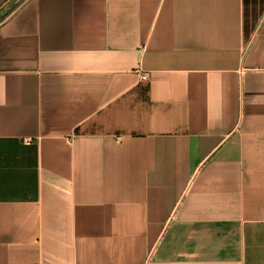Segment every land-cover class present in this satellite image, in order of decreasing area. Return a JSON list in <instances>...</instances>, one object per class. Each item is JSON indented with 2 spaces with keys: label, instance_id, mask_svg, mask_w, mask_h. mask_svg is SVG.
Listing matches in <instances>:
<instances>
[{
  "label": "crops",
  "instance_id": "1",
  "mask_svg": "<svg viewBox=\"0 0 264 264\" xmlns=\"http://www.w3.org/2000/svg\"><path fill=\"white\" fill-rule=\"evenodd\" d=\"M4 15L0 264H264V0Z\"/></svg>",
  "mask_w": 264,
  "mask_h": 264
},
{
  "label": "built area",
  "instance_id": "2",
  "mask_svg": "<svg viewBox=\"0 0 264 264\" xmlns=\"http://www.w3.org/2000/svg\"><path fill=\"white\" fill-rule=\"evenodd\" d=\"M141 78H142V79H146V78H147V76H146V75H144V74H142V75H141ZM29 142H30V140H28V141H27V143H29Z\"/></svg>",
  "mask_w": 264,
  "mask_h": 264
},
{
  "label": "trees",
  "instance_id": "3",
  "mask_svg": "<svg viewBox=\"0 0 264 264\" xmlns=\"http://www.w3.org/2000/svg\"><path fill=\"white\" fill-rule=\"evenodd\" d=\"M5 16H6V15H4V16H2V17H0V19H3V18H5Z\"/></svg>",
  "mask_w": 264,
  "mask_h": 264
}]
</instances>
